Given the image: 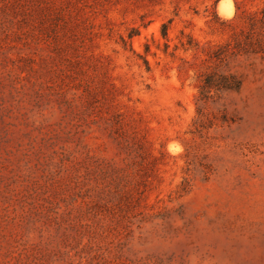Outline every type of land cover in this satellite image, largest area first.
Masks as SVG:
<instances>
[{
	"label": "rangeland",
	"instance_id": "374dc122",
	"mask_svg": "<svg viewBox=\"0 0 264 264\" xmlns=\"http://www.w3.org/2000/svg\"><path fill=\"white\" fill-rule=\"evenodd\" d=\"M262 2L0 0V264H264Z\"/></svg>",
	"mask_w": 264,
	"mask_h": 264
},
{
	"label": "trees",
	"instance_id": "16d2710c",
	"mask_svg": "<svg viewBox=\"0 0 264 264\" xmlns=\"http://www.w3.org/2000/svg\"><path fill=\"white\" fill-rule=\"evenodd\" d=\"M237 4V10L239 9ZM243 29L236 30V26L229 23L232 33V41L226 47H217L210 53L211 58L224 60L229 55L240 53L262 54L264 56V0L262 6L253 11H243L241 16ZM168 24L163 23L162 34L167 36ZM241 85V81L232 73H207L201 80L200 93L203 98H208L212 89L235 90Z\"/></svg>",
	"mask_w": 264,
	"mask_h": 264
},
{
	"label": "bare ground",
	"instance_id": "6f19581e",
	"mask_svg": "<svg viewBox=\"0 0 264 264\" xmlns=\"http://www.w3.org/2000/svg\"><path fill=\"white\" fill-rule=\"evenodd\" d=\"M222 7H225V5H224V4H222Z\"/></svg>",
	"mask_w": 264,
	"mask_h": 264
}]
</instances>
